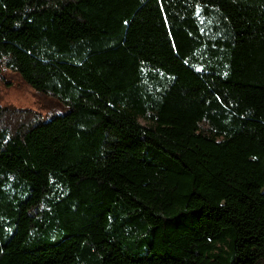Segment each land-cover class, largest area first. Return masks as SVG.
Here are the masks:
<instances>
[{
  "label": "trees",
  "instance_id": "trees-1",
  "mask_svg": "<svg viewBox=\"0 0 264 264\" xmlns=\"http://www.w3.org/2000/svg\"><path fill=\"white\" fill-rule=\"evenodd\" d=\"M0 264H264V0H0Z\"/></svg>",
  "mask_w": 264,
  "mask_h": 264
},
{
  "label": "rangeland",
  "instance_id": "rangeland-1",
  "mask_svg": "<svg viewBox=\"0 0 264 264\" xmlns=\"http://www.w3.org/2000/svg\"><path fill=\"white\" fill-rule=\"evenodd\" d=\"M0 107L15 111H32L44 121L65 110L54 97L37 92L14 70L1 64Z\"/></svg>",
  "mask_w": 264,
  "mask_h": 264
}]
</instances>
